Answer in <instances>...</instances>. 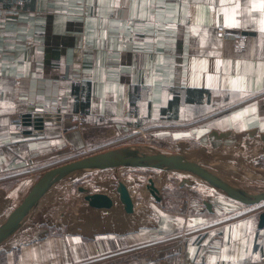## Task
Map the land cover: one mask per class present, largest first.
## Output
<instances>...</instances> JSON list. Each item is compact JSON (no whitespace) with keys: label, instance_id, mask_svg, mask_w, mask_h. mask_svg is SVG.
<instances>
[{"label":"crops","instance_id":"0c3cea01","mask_svg":"<svg viewBox=\"0 0 264 264\" xmlns=\"http://www.w3.org/2000/svg\"><path fill=\"white\" fill-rule=\"evenodd\" d=\"M239 3L233 15L230 0H0V216L47 169L112 138L263 153L264 12L251 7L259 0ZM45 103L84 123L68 115L20 130ZM145 196L133 213L85 202L76 224L35 223L36 207L34 224L0 244V264H264V206L199 184Z\"/></svg>","mask_w":264,"mask_h":264},{"label":"water","instance_id":"95a60500","mask_svg":"<svg viewBox=\"0 0 264 264\" xmlns=\"http://www.w3.org/2000/svg\"><path fill=\"white\" fill-rule=\"evenodd\" d=\"M32 116H34L35 120V131L39 132L43 131L44 118L45 120H61L59 114L27 113L24 117L25 125H32ZM230 134V131L218 132L213 130L211 132V135L217 139H227ZM262 139L264 140V135ZM133 147H137L139 150L125 155H117V153L111 151L85 155L47 169L39 176L21 202L14 207L6 220L0 224V244L19 230L27 217L38 206L41 198L55 184L71 176L93 171L119 167L185 171L199 177L213 189L244 205L253 206L264 203V190L251 191L238 183L227 180L223 175L205 165L204 163L209 160L220 158L219 153H210L206 146L188 150L183 154L158 150L145 151L140 146ZM198 158H201L204 163L197 161L196 159ZM223 159L224 161H227L226 159L233 160L235 156L226 153ZM137 183L141 182L137 181ZM195 183L196 181L192 179L183 178L181 186L195 185ZM146 188L155 200H162V191L157 187L153 177L148 178ZM116 189L125 211L133 213L135 211L134 197L123 179L118 181ZM78 190L83 193L85 201L91 207L110 209L115 205V198L107 192L91 191V189L83 185H79ZM205 203L209 205L208 201H205ZM260 219V226L262 227L264 226V211L261 213Z\"/></svg>","mask_w":264,"mask_h":264},{"label":"rangeland","instance_id":"374dc122","mask_svg":"<svg viewBox=\"0 0 264 264\" xmlns=\"http://www.w3.org/2000/svg\"><path fill=\"white\" fill-rule=\"evenodd\" d=\"M127 137H130V140L124 139L121 142H117L119 138H112L113 141L107 142L106 147L102 148L100 151L97 150L95 153L111 151L117 153V155H125L130 152L139 150L137 147L133 146H140L145 151L158 150L163 152H174L183 154L186 153L188 150L196 149L202 146L200 141H195L194 143L189 144V146H186L183 145V142L176 143L177 141L172 142L167 141V139H163L162 141H153L151 142L152 144H147L143 143L144 141L141 140H147L142 134L140 136H133L132 134H130ZM206 146H209V152L213 154L221 151L227 154L234 155L235 159L226 160L231 161L232 164L237 165L241 169V171H252L250 173L251 175L253 173H258L264 176V152L262 153L261 151L257 149L254 150L252 148L239 149L237 147H233L228 143L219 145H212L211 143H208V145ZM248 158H254V161L250 162ZM201 162L204 163L202 160ZM204 164L209 166V164L207 163ZM134 172H136L135 175L137 174L141 176V180H143V182L137 183V180L134 182L132 179L129 178L130 174H134ZM185 175L186 174L178 172L176 170L138 169L137 171H135L134 169L124 167L93 171L89 173L79 174L76 176L74 175L55 184L41 198L40 203L36 208L37 212L34 210L35 212L33 211L34 213L32 215L35 223L36 220L38 221V219L40 221L43 219L48 223H57V221L63 217L62 215H64L67 224H76L81 222L84 217L86 218V216L88 215V210L85 208L86 201L83 197V193L79 192L78 190L79 185L86 186L91 189V191L102 190V192H111V195L113 194L112 196H114L115 198V203L117 202V207L120 208L123 206V204L119 198V194L116 189L118 181L120 179H123V181H125V179H128L131 182V185H133L134 189L133 197H136L135 200L137 202H141L144 198L143 195L147 196V194L143 193V187L146 188L145 182L147 178L153 177L155 180L160 178L163 179L162 182H164L165 180L166 186H159L161 188V191H168L171 188L176 189L178 191L179 186L181 185V181ZM143 176H145L144 179H142ZM245 178L246 179L237 182L244 188L250 187L251 191H257L259 188L264 187V179H257L256 177L251 179L246 176ZM195 184H199L201 186L205 185V183L203 182H196ZM11 211L12 210H9L7 213L2 214L0 216V224L6 219V217L11 213ZM28 217L25 222L26 224H28L27 226H30L34 223H30L31 217L29 219Z\"/></svg>","mask_w":264,"mask_h":264},{"label":"bare ground","instance_id":"6f19581e","mask_svg":"<svg viewBox=\"0 0 264 264\" xmlns=\"http://www.w3.org/2000/svg\"><path fill=\"white\" fill-rule=\"evenodd\" d=\"M90 126V125H89ZM110 132V131H109ZM104 135V134H103ZM176 143H178V142H176ZM184 145H185V143H184ZM176 148V147H175ZM175 151V150H174ZM219 153V155H220V158H218V159H214V160H209L208 162H207V164H209V167L212 169V170H214V171H216L217 173H219V174H221V175H223L227 180H229V181H232V182H235V183H237L238 181H240V180H244V179H246L245 178V176L246 177H249V178H251V179H253L254 177H256L257 179H264V176L263 175H260V174H256V173H253L252 175L250 174L251 172H249V171H247V172H243V171H241V169L237 166V165H235V164H232L231 163V161H224V159H223V157H224V155H226V153H224V152H221V151H219V152H217V154ZM257 153V152H256ZM251 155V154H250ZM253 155H254V153H253ZM251 157V156H250ZM220 159H222V160H220ZM249 159V158H248ZM197 161H199V162H201V160H200V158H198V159H196ZM249 161L250 162H252V161H254V158H250L249 159ZM248 164V163H247ZM125 168V167H124ZM178 172H181V173H184V174H186L183 178H189V179H192V180H194V181H196V182H203V183H205V185H207V183L206 182H204L202 179H200L199 177H197V176H195V175H192V174H190V173H188V172H185V171H178ZM126 181V182H125ZM125 183H126V185L129 187V189H130V191H131V194L132 195H134V189H133V185H131V182L127 179H125ZM259 181V180H258ZM246 182V181H245ZM156 183V182H155ZM241 183V182H240ZM245 184V183H244ZM264 184V183H263ZM156 185H157V183H156ZM255 186V185H254ZM262 186V185H261ZM157 187L159 188V189H161L158 185H157ZM249 190H251V188L250 187H247ZM253 190V189H252ZM260 190H264V187H262V188H259L257 191H260ZM143 193L144 194H148V193H150L145 187H143ZM151 194V193H150ZM113 195V194H112ZM114 197V196H113ZM134 198H135V196H134ZM137 202V201H136ZM139 203V202H138ZM143 206V205H142ZM8 217V216H7ZM6 217V218H7ZM6 220V219H5ZM4 220V221H5ZM3 221V222H4ZM2 222V223H3Z\"/></svg>","mask_w":264,"mask_h":264},{"label":"built area","instance_id":"2783aa9c","mask_svg":"<svg viewBox=\"0 0 264 264\" xmlns=\"http://www.w3.org/2000/svg\"><path fill=\"white\" fill-rule=\"evenodd\" d=\"M21 4H23V1L20 2ZM218 32L221 36L224 37H228L229 33L227 32V29L223 26L218 28ZM36 104V101L33 100L31 102V106L34 107V105ZM33 113V112H32ZM42 113H55V114H59L61 116V118L70 115L72 119L77 118L81 123H84V119L81 113H78L76 115L69 113L67 110H65L63 108V106L59 103H54L53 105L51 103H45L44 104V111ZM32 125H35L34 123V116H32ZM24 124H25V119L22 118L20 120V122L18 123V128L20 130H22L24 128ZM264 203L259 204V205H253V206H247L248 208L252 209V208H256V207H263ZM259 263H264V256L261 257Z\"/></svg>","mask_w":264,"mask_h":264},{"label":"snow or ice","instance_id":"6c2138e0","mask_svg":"<svg viewBox=\"0 0 264 264\" xmlns=\"http://www.w3.org/2000/svg\"><path fill=\"white\" fill-rule=\"evenodd\" d=\"M230 3L232 4V13H233V15H235L241 7L239 0H230ZM251 7L253 9L259 7V10L261 12H264V0H259V5L252 4ZM248 10H249L248 8H245V11H248ZM226 26H228V27H240V24L237 21H233L232 23L227 24ZM260 30L262 32H264V27H262ZM233 83L235 84L236 82L234 81Z\"/></svg>","mask_w":264,"mask_h":264}]
</instances>
